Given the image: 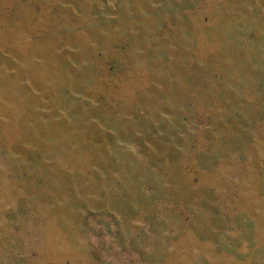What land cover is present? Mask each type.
Returning a JSON list of instances; mask_svg holds the SVG:
<instances>
[{
	"label": "rangeland",
	"instance_id": "obj_1",
	"mask_svg": "<svg viewBox=\"0 0 264 264\" xmlns=\"http://www.w3.org/2000/svg\"><path fill=\"white\" fill-rule=\"evenodd\" d=\"M0 264H264V0H0Z\"/></svg>",
	"mask_w": 264,
	"mask_h": 264
}]
</instances>
